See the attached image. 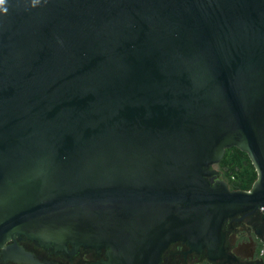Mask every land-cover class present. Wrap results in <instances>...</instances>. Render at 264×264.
Segmentation results:
<instances>
[{
	"label": "water",
	"instance_id": "obj_1",
	"mask_svg": "<svg viewBox=\"0 0 264 264\" xmlns=\"http://www.w3.org/2000/svg\"><path fill=\"white\" fill-rule=\"evenodd\" d=\"M6 9V11H5ZM237 147L250 189L217 178ZM264 212V0H5L0 249L105 248L160 264L225 256L228 217Z\"/></svg>",
	"mask_w": 264,
	"mask_h": 264
},
{
	"label": "flooded vegetation",
	"instance_id": "obj_2",
	"mask_svg": "<svg viewBox=\"0 0 264 264\" xmlns=\"http://www.w3.org/2000/svg\"><path fill=\"white\" fill-rule=\"evenodd\" d=\"M217 178L223 179L217 174ZM223 230L226 233L224 242L226 255L211 259L207 250H191L184 241L172 242L163 252L160 264H264V212L254 208L228 217ZM6 245L21 246L31 252L38 263L16 261L6 258L0 249V264H103L108 259L107 250L96 247L81 246L73 252L56 250L42 246L36 239L18 235L7 241Z\"/></svg>",
	"mask_w": 264,
	"mask_h": 264
},
{
	"label": "trees",
	"instance_id": "obj_3",
	"mask_svg": "<svg viewBox=\"0 0 264 264\" xmlns=\"http://www.w3.org/2000/svg\"><path fill=\"white\" fill-rule=\"evenodd\" d=\"M222 166V178L232 189H250L258 173L249 155L237 147L226 150L219 163Z\"/></svg>",
	"mask_w": 264,
	"mask_h": 264
},
{
	"label": "rangeland",
	"instance_id": "obj_4",
	"mask_svg": "<svg viewBox=\"0 0 264 264\" xmlns=\"http://www.w3.org/2000/svg\"><path fill=\"white\" fill-rule=\"evenodd\" d=\"M215 168L219 171V176H223L222 166L218 163L215 165Z\"/></svg>",
	"mask_w": 264,
	"mask_h": 264
},
{
	"label": "clouds",
	"instance_id": "obj_5",
	"mask_svg": "<svg viewBox=\"0 0 264 264\" xmlns=\"http://www.w3.org/2000/svg\"><path fill=\"white\" fill-rule=\"evenodd\" d=\"M4 3H5V0H0V7H2L4 5ZM5 11H6V9H5Z\"/></svg>",
	"mask_w": 264,
	"mask_h": 264
}]
</instances>
